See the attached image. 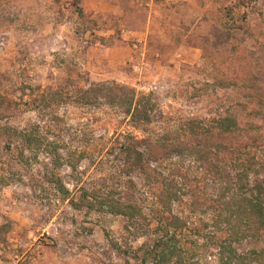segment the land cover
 <instances>
[{
  "label": "rangeland",
  "instance_id": "obj_1",
  "mask_svg": "<svg viewBox=\"0 0 264 264\" xmlns=\"http://www.w3.org/2000/svg\"><path fill=\"white\" fill-rule=\"evenodd\" d=\"M102 1L114 10L83 0H0V264H141L139 247L153 238L135 237L123 216L73 208L49 181L51 157H35L4 130L39 125L63 139L67 156L90 140L104 150L127 128L106 104L53 113L40 102L44 90L115 81L154 92L167 114H222L252 95L240 107L243 121L264 110V0ZM109 164L97 154L76 172L55 171L78 194L83 185L104 187ZM198 260L226 264L216 251Z\"/></svg>",
  "mask_w": 264,
  "mask_h": 264
},
{
  "label": "trees",
  "instance_id": "obj_2",
  "mask_svg": "<svg viewBox=\"0 0 264 264\" xmlns=\"http://www.w3.org/2000/svg\"><path fill=\"white\" fill-rule=\"evenodd\" d=\"M253 101L252 95L246 103ZM40 102L53 113L63 105L106 104L123 116L127 128L104 150L90 140L67 156L63 139L39 125L4 130L35 157H51L49 181L73 208L123 216L135 237L149 233L152 241L139 247L141 264H199L212 251L226 264H264V110L251 109L244 121L239 111L247 104L240 102L210 116L167 114L154 92L115 81L47 89ZM5 114L0 107V119ZM96 153L110 161L104 187L83 185L73 192L55 170L67 165L76 172L78 161Z\"/></svg>",
  "mask_w": 264,
  "mask_h": 264
},
{
  "label": "crops",
  "instance_id": "obj_3",
  "mask_svg": "<svg viewBox=\"0 0 264 264\" xmlns=\"http://www.w3.org/2000/svg\"><path fill=\"white\" fill-rule=\"evenodd\" d=\"M84 7L88 9L103 8L111 12L114 10V6L108 2L102 0H83Z\"/></svg>",
  "mask_w": 264,
  "mask_h": 264
}]
</instances>
